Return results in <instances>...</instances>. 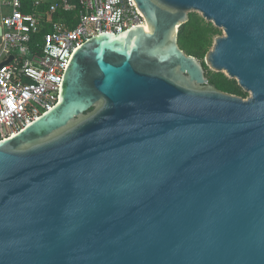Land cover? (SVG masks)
Instances as JSON below:
<instances>
[{
    "label": "water",
    "instance_id": "1",
    "mask_svg": "<svg viewBox=\"0 0 264 264\" xmlns=\"http://www.w3.org/2000/svg\"><path fill=\"white\" fill-rule=\"evenodd\" d=\"M134 2L147 27L84 41L0 140V264H264V0ZM190 12L247 98L180 48Z\"/></svg>",
    "mask_w": 264,
    "mask_h": 264
},
{
    "label": "built area",
    "instance_id": "2",
    "mask_svg": "<svg viewBox=\"0 0 264 264\" xmlns=\"http://www.w3.org/2000/svg\"><path fill=\"white\" fill-rule=\"evenodd\" d=\"M65 12L74 15H58ZM138 24L146 25L134 0H0V140L57 103L84 41Z\"/></svg>",
    "mask_w": 264,
    "mask_h": 264
},
{
    "label": "trees",
    "instance_id": "3",
    "mask_svg": "<svg viewBox=\"0 0 264 264\" xmlns=\"http://www.w3.org/2000/svg\"><path fill=\"white\" fill-rule=\"evenodd\" d=\"M58 15L72 17L74 13L65 12ZM218 34H220V29L215 27L212 22L206 21L196 12H190L188 21L179 27L178 44L186 54L197 57L202 62L203 68L206 69L202 59L213 45L214 37ZM35 39H40V35H37ZM205 75L208 82L217 89L243 97L244 92L237 84V81L228 78L225 73L214 72L208 75L205 72Z\"/></svg>",
    "mask_w": 264,
    "mask_h": 264
},
{
    "label": "rangeland",
    "instance_id": "4",
    "mask_svg": "<svg viewBox=\"0 0 264 264\" xmlns=\"http://www.w3.org/2000/svg\"><path fill=\"white\" fill-rule=\"evenodd\" d=\"M220 29V34H218L219 36L220 35H222L223 34V32H222V29L221 28H219ZM212 47V46H211ZM210 47V48H211ZM210 50V49H209ZM202 61L205 63V57L202 59ZM206 65V69H205V72H206V74H212V73H214V72H216L214 69H212L209 65H207V64H205ZM207 77V76H206ZM229 78V77H228ZM241 88V87H240ZM241 90L244 92L243 94V97L242 98H247L248 97V92H245L242 88H241Z\"/></svg>",
    "mask_w": 264,
    "mask_h": 264
},
{
    "label": "bare ground",
    "instance_id": "5",
    "mask_svg": "<svg viewBox=\"0 0 264 264\" xmlns=\"http://www.w3.org/2000/svg\"><path fill=\"white\" fill-rule=\"evenodd\" d=\"M145 27H147V25H145Z\"/></svg>",
    "mask_w": 264,
    "mask_h": 264
}]
</instances>
